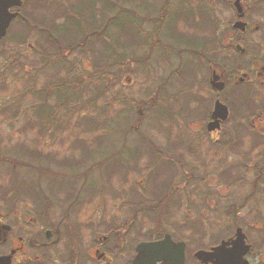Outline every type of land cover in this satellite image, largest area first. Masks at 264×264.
I'll return each mask as SVG.
<instances>
[{
    "label": "flooded vegetation",
    "instance_id": "obj_1",
    "mask_svg": "<svg viewBox=\"0 0 264 264\" xmlns=\"http://www.w3.org/2000/svg\"><path fill=\"white\" fill-rule=\"evenodd\" d=\"M186 1L192 26L209 39L198 50L204 77L193 67L171 97L186 98L188 109L171 117L169 148L154 145L156 157L142 151L154 168L164 166L163 189L130 184L111 191L126 197L123 205H98L93 182L86 192L68 176L50 179L45 191L32 185L24 191L30 203L0 198V264H264V0ZM19 2H7L14 16L4 38L17 21L20 36L30 35V5ZM122 152L112 162L135 170L141 160ZM147 197L157 203L146 205ZM148 243L158 244L141 247Z\"/></svg>",
    "mask_w": 264,
    "mask_h": 264
},
{
    "label": "rangeland",
    "instance_id": "obj_2",
    "mask_svg": "<svg viewBox=\"0 0 264 264\" xmlns=\"http://www.w3.org/2000/svg\"><path fill=\"white\" fill-rule=\"evenodd\" d=\"M25 1L30 5L27 9L30 18L29 37L20 36L25 25L17 21L12 23L8 35L0 40V198L15 199L17 205L24 201L30 203L24 191H30L36 185L46 190L49 180H58V177L70 182L66 178L68 176L86 192L90 191L93 182L99 191L93 203L98 205H123V201H127L126 197L120 194L114 199L111 191L129 189L130 184L136 189H149L154 194L162 190L163 185L159 183L160 168L164 166L156 165L155 170L154 165L149 163L153 161L148 160L147 156L144 158L142 151L151 148L147 149V153L156 157L152 150L154 145L160 149L169 148L171 117L178 109H188L186 98L174 97L172 100L171 97L179 89L186 88V80L191 76L193 67L196 68V77H204L197 59L200 51L196 53L194 50L196 47V50H201L202 43L209 37L200 27L192 26L187 1L118 0L133 18L137 35L133 34L128 16L122 15L118 19L123 22L121 27H117L119 24L114 18L107 20L114 13L109 7L107 16H104V6L100 4L104 0H95L94 3L98 2L96 5L88 0L85 4L80 3L81 0H56L62 2V6L47 3L46 0ZM113 1L108 0L111 5ZM77 4L79 16L83 18L81 26L86 30L101 29V40H106V44L98 40L91 47L88 39L84 44L79 40V45H74L78 43L77 31L63 24L59 14L66 5L70 7ZM91 5L95 16L93 25L87 22ZM63 28H67L66 33ZM104 28L107 30L104 31ZM48 30H59L57 34L63 41L61 43L71 42L74 45L72 49L63 47L62 51L61 47H51L52 55L54 53L55 57L63 58L64 68L70 65L73 73H84L81 94L66 104V108H55L56 98L48 97L46 106L55 108V115L58 116L56 124L49 126L43 124L45 118L36 114L43 101L31 93L51 84L65 73L61 69L59 75L57 66L55 69L45 63L44 69H41L44 66L40 60L41 48L48 47L43 35ZM152 30L151 36L143 35L144 31ZM147 37L151 39L146 46L144 40ZM104 44L110 47L111 55L107 62L100 54ZM109 61L114 62V66H111L112 70L115 68L113 81H107L104 94L92 96L102 83L99 80L93 85L89 82V75L94 74L92 67H96L99 73V68H105ZM92 98L95 101L89 103ZM76 103L80 105L78 112L64 119L68 112L66 109ZM106 104L107 109L102 113ZM161 111L165 112L163 118L160 116ZM82 116L97 121L106 118L109 125L100 129L89 128L87 123L77 124ZM104 131L108 132L107 136L99 140ZM122 149H125V154L129 151L130 158L141 160L133 164L131 162L135 170L129 167L124 169L120 166L122 163L112 162L114 158L123 157ZM151 172L152 178L149 177ZM58 198L61 199V196L58 195ZM147 198L150 201L146 200V205L157 203L156 199Z\"/></svg>",
    "mask_w": 264,
    "mask_h": 264
},
{
    "label": "trees",
    "instance_id": "obj_3",
    "mask_svg": "<svg viewBox=\"0 0 264 264\" xmlns=\"http://www.w3.org/2000/svg\"><path fill=\"white\" fill-rule=\"evenodd\" d=\"M47 3H52L51 0L48 1L46 0ZM80 2V1H77ZM56 5H61L60 2H53ZM80 3H84V1H81ZM183 4V3H182ZM79 4L75 5V6H65V8H63V10L60 11V17L63 18V24L67 25L68 28L74 27L75 31H77L78 34V40L76 42H78L77 44L75 43L74 45L77 47V45H79V40H82V44L86 43V41L88 39H90L89 45H91V47L96 43V41L101 40V29H91V30H86L85 28H83L81 26V19L79 16ZM103 6H104V16L106 15V11L108 10L109 7H112L113 9V17L116 24L118 23L119 25H117V27H121V24H123V22H119L118 19H120V16L124 15V16H128V19L132 24V28H133V34L136 33V35L138 34V30L135 31V27H134V21L133 18L131 17V15L124 10V8L122 7L123 5L120 4V2L118 0H114L113 4L111 5V3L108 2V0H104L103 1ZM46 7V5H45ZM59 7V6H58ZM110 17H107V20H109ZM127 25H129V23H125ZM130 27V26H129ZM43 30V29H42ZM63 32L66 33L67 28L66 29H62ZM107 28H104V31H106ZM58 31H46V35H43V37L45 38V44L48 45L50 51H48V49H46L45 47H42V53H40V60L46 65H51V68H57L58 67V71H59V75H60V70L63 69L65 71V73L63 72V74H61L56 81H53L51 84L41 88L39 91H32L31 93L36 94L38 96V99H40L42 102V104L39 106V108H37L36 110V114L39 117H43L45 118V121L43 120V124H48L49 125H55L57 122V117L55 115V108H60V109H64L66 108V104H68L69 102H71L72 100H76L77 97H79V95L82 92V88L84 86L83 84V77H84V73L80 72V73H73V67L70 65H66V67L64 68L63 64V58H59V56L55 57L54 53L52 55V48L56 46V48H60L61 47V51L63 50V47H66L67 49H72L74 45L71 44V42H65V44L61 43V39L58 36ZM151 39V37H147L144 40V44L147 46V44H149L148 40ZM102 43H107L106 40H101ZM63 42V41H62ZM148 42V43H147ZM105 43V44H106ZM81 44V46H82ZM104 44V45H105ZM66 45V46H65ZM110 47L108 48L107 45L104 46L103 51L100 52L102 57L106 58V62H107V58L109 57V55H111L110 53ZM195 52L197 53L198 50H195ZM63 53L66 52L64 51ZM54 56V57H53ZM100 56V55H99ZM101 59V57H100ZM99 63V62H98ZM100 64V63H99ZM117 64V63H115ZM114 66V62L110 63V61L107 63L105 68H99V73H98V69L96 67H92V71L94 74H90L89 75V82L93 85V82L99 80L102 83H100L99 88L96 89L92 96H96V95H101L104 94L107 91V81H113L112 77L114 78V73L113 70H115V68L113 67V70L111 68V66ZM57 66V67H56ZM45 65L41 67V69H44ZM62 70V71H63ZM72 72V73H71ZM71 74V75H70ZM117 75V74H116ZM106 84V85H105ZM109 88V87H108ZM48 97H55L56 98V105L57 107L53 108L51 105L46 106L47 103V99ZM95 101V99H91L90 101H88L89 103ZM108 104V103H107ZM107 104L105 105V107L103 108L102 113L106 111V107ZM79 104L76 103L72 106H70L68 108V110L66 109V111H68L64 116L65 118H69L71 117L74 112H78L79 110ZM78 123H82V124H88L89 128H100V129H104L107 128L109 125V121H107L106 118H101L99 121H97L95 118H89L88 116H82L80 118V121L77 122ZM104 127V128H103ZM108 132L104 131L103 135L100 136L99 140H102L103 137L107 136Z\"/></svg>",
    "mask_w": 264,
    "mask_h": 264
},
{
    "label": "water",
    "instance_id": "obj_4",
    "mask_svg": "<svg viewBox=\"0 0 264 264\" xmlns=\"http://www.w3.org/2000/svg\"><path fill=\"white\" fill-rule=\"evenodd\" d=\"M9 0H0V38H2L4 36L5 33V27L8 24L9 20L14 16V15H7L5 13V8L7 7V2ZM20 4L19 0H17L16 5L18 6ZM158 243H148V244H143L141 245V247L145 248H154Z\"/></svg>",
    "mask_w": 264,
    "mask_h": 264
}]
</instances>
